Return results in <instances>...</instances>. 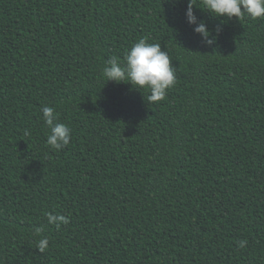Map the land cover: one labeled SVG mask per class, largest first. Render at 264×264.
Here are the masks:
<instances>
[{"label": "trees", "instance_id": "obj_1", "mask_svg": "<svg viewBox=\"0 0 264 264\" xmlns=\"http://www.w3.org/2000/svg\"><path fill=\"white\" fill-rule=\"evenodd\" d=\"M187 3L0 0V264H264V18L194 8L208 46ZM140 37L176 67L157 103L101 75Z\"/></svg>", "mask_w": 264, "mask_h": 264}, {"label": "clouds", "instance_id": "obj_2", "mask_svg": "<svg viewBox=\"0 0 264 264\" xmlns=\"http://www.w3.org/2000/svg\"><path fill=\"white\" fill-rule=\"evenodd\" d=\"M175 6L179 0H170ZM194 8L207 11L214 17H236L259 19L264 18V0H188L185 17L189 24L195 25L194 31L199 33L208 46H214L221 29L213 30L207 27L204 20L200 19ZM168 51L161 49L160 43H152L147 38L140 37L132 43L123 57L113 55L107 59L101 69V75L107 81L116 83H129L134 89H141L148 93L147 102L157 103L164 100L168 91L177 82L176 67L171 64ZM145 99V98H144ZM44 123L50 129L46 135L45 143L54 150H61L71 140V129L59 121L58 114L53 106L42 105L40 108ZM31 135L28 130L24 133ZM47 223L60 228L70 222L68 216L46 212ZM45 225L35 227L34 235L40 237L37 241L39 252H44L49 246V238L43 235ZM240 248L247 246V240L237 242Z\"/></svg>", "mask_w": 264, "mask_h": 264}]
</instances>
